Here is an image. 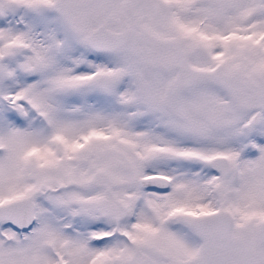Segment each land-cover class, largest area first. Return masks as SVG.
<instances>
[{"label":"snow or ice","instance_id":"snow-or-ice-1","mask_svg":"<svg viewBox=\"0 0 264 264\" xmlns=\"http://www.w3.org/2000/svg\"><path fill=\"white\" fill-rule=\"evenodd\" d=\"M0 264H264V0H0Z\"/></svg>","mask_w":264,"mask_h":264}]
</instances>
